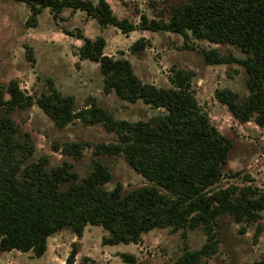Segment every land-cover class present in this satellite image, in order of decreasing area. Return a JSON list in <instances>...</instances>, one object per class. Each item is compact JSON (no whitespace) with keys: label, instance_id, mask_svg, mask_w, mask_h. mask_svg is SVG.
<instances>
[{"label":"trees","instance_id":"obj_1","mask_svg":"<svg viewBox=\"0 0 264 264\" xmlns=\"http://www.w3.org/2000/svg\"><path fill=\"white\" fill-rule=\"evenodd\" d=\"M30 12L27 24L48 7L53 18L63 19L64 8L82 9L101 25L113 24L121 31L134 28L172 30L184 37L230 42L242 52L221 53L203 47L207 62L241 63L248 88L243 98L228 86L217 87L215 96L226 104L238 120H253L264 126V0H180L169 5L168 15L148 16L140 12L137 21L119 17L108 0H20ZM81 38L76 53L99 64L104 91L113 90L126 100L142 101L158 108L148 118H117L106 107L88 99L75 106L71 93H62L50 81L49 88L33 97L15 79L0 85V249L18 248L41 254L47 236L70 227L80 236L85 224L105 229L102 243L135 242L153 227L180 229L201 226L205 241L189 248L186 243L174 264H193L202 255L217 249L218 216L227 213L237 222H253L264 208V189L252 183L216 185L222 164L228 157L232 139L214 125L199 105L191 88L195 71L171 67L169 85L142 80L131 61L104 52L101 34L86 35L76 27H62ZM146 44L143 36L129 45L134 51ZM28 56L31 49L28 48ZM37 103L58 124L78 119L83 123L101 121L114 131L115 141L95 143L94 153H121L147 182L123 190L120 181L104 185L111 171L95 158L92 168L79 176L67 161L51 165L42 155L30 159L34 142L22 131L11 111ZM84 142L66 140L60 148L73 156L81 155ZM257 226V230H258ZM71 247L62 264H71L76 249ZM131 264H143L132 253L121 252ZM81 264H91L81 260ZM251 264H264V253Z\"/></svg>","mask_w":264,"mask_h":264},{"label":"rangeland","instance_id":"obj_2","mask_svg":"<svg viewBox=\"0 0 264 264\" xmlns=\"http://www.w3.org/2000/svg\"><path fill=\"white\" fill-rule=\"evenodd\" d=\"M108 1L119 17L126 16L135 22L140 12L166 17L169 5L180 0ZM29 12L23 1L0 0V85L13 78L24 92L35 97L48 90L50 81L62 93L73 94L75 106L94 98L117 118L145 119L158 110L141 99L130 101L119 97L113 90L104 91L98 62L78 57L76 49L81 38L66 33L63 26L78 27L91 37L103 35L104 52L127 57L144 81L169 85L172 66L193 69L195 75L191 79V88L199 105L211 122L232 139L216 185L252 183L264 189V126L251 119L238 120L214 94L215 88L228 86L243 98L248 91L244 67L237 61L207 62L201 50L215 47L221 53L242 56L243 52L235 44L184 37L179 32L163 29L134 28L123 32L113 24H99L85 10L67 7L61 12L63 19L53 18L48 7H44L37 14L36 22L27 24ZM139 36L146 39V44L132 51L129 45ZM29 47L30 56L27 54ZM11 115L21 130L28 131L33 139L32 160L45 155L51 165L67 161L82 176L91 170L93 160L97 158L111 171L110 179L104 183L108 188L116 181L122 183L123 190L147 182L121 153L92 151L95 143L117 138L114 131H108L101 121L83 123L74 119L58 125L35 102L25 108L15 107ZM66 140L83 141L81 155L76 157L63 152L60 146ZM218 222L217 249L209 255H202L193 264H251L264 253V208L261 216L253 222H237L225 212L219 214ZM104 232L102 226L89 223L85 224L80 236L70 227H62L47 236V247L39 255L30 249H0V264H62L73 242L76 253L71 264H81V260L91 264H131L121 256L122 251L132 253L135 260L143 264H174L184 243L194 248L206 239L201 226L189 228L186 236H182L180 229L153 227L142 232L135 242L112 244L101 242Z\"/></svg>","mask_w":264,"mask_h":264}]
</instances>
